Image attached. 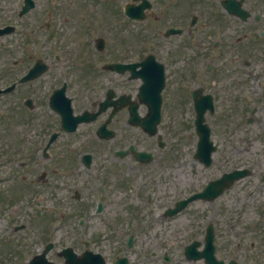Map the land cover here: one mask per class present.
I'll use <instances>...</instances> for the list:
<instances>
[{"label":"flooded vegetation","instance_id":"obj_1","mask_svg":"<svg viewBox=\"0 0 264 264\" xmlns=\"http://www.w3.org/2000/svg\"><path fill=\"white\" fill-rule=\"evenodd\" d=\"M131 2L150 3L148 29L161 21L159 13L183 31H144L149 46L138 59L134 48L98 47L106 16L128 20ZM0 27H13L0 37V87L16 83L12 92L0 94V195L10 205L4 215H22L17 204L27 200L25 190L33 184L37 216L55 213L56 206L69 214L162 215L176 202L159 135L130 121L136 106L141 115L151 112L134 93L139 81L106 70L107 63L154 54L166 69L164 94L171 102L192 103L206 92L231 108L264 102V0H0ZM201 55L214 56L208 68L218 78L203 83L202 91ZM39 59L47 70L21 82ZM177 108L163 106V138L164 119L179 117ZM131 145L153 159L139 161L131 150L118 155ZM261 175L264 183V169ZM57 180L65 187L54 199ZM154 245L160 249L162 241Z\"/></svg>","mask_w":264,"mask_h":264},{"label":"rangeland","instance_id":"obj_2","mask_svg":"<svg viewBox=\"0 0 264 264\" xmlns=\"http://www.w3.org/2000/svg\"><path fill=\"white\" fill-rule=\"evenodd\" d=\"M103 36L106 39V45L114 47L116 45H122V41L126 44L129 43L130 39L125 38L124 33L118 34L116 32L115 23L104 22L103 26ZM217 102V110L223 112L222 116L217 114L213 117H209V123L212 126V138L214 142L220 144L216 156L215 164L210 169H203V173L193 174L190 169L192 153L194 152V146L196 145V134L194 132V127L192 125L193 113L190 111L188 114H184L183 129L182 132L177 133H167V137L171 138L173 141V146L178 149V160L176 164V169L173 174L175 179L180 182L179 186L181 191L186 189V191L192 190L193 188L201 185L207 178L214 176L224 170H228L230 163L232 166L247 165L253 167V176L248 179L247 183L237 184L235 189L228 191L225 195L216 201V205L198 201L193 203L189 209H187L183 214L170 219H160L161 222H166L164 226V237L167 238L168 245L174 250V259L182 261V264H203L202 261L196 262H184V259L179 253L178 245L180 242H172V239L184 238V241H190L193 238L203 239L205 230V215H210L213 219L217 220L216 229V240L218 243V254L219 257L230 258L238 257L241 258L242 255L247 254L251 256L261 255L264 256V241L263 244L260 243V234L264 238V228L259 227L258 217L259 213L256 206L264 205V197H260L262 188L258 180V173L264 169V103H259L260 109L258 110L256 117L253 122H247V117L240 118V115L230 117L236 111V108L240 109L242 104L247 105V112L250 113V107L248 103L234 104L233 108L226 112L227 102L225 100H220ZM226 106V107H225ZM169 108V104L167 106ZM246 109V108H245ZM186 112V111H185ZM225 112V113H224ZM229 113V114H228ZM182 117V118H183ZM173 121V126L178 128V120L169 118ZM181 119V118H180ZM179 119V123H180ZM172 123V122H171ZM181 127V126H180ZM231 160V162H230ZM188 161L190 163L189 167L184 168L183 164ZM166 166V165H164ZM169 172V171H168ZM186 174L187 177L184 178L183 175ZM257 176V177H256ZM196 183L195 186L189 187V183ZM241 197V203L235 206L236 199ZM219 205L225 206L226 209L229 208L233 211L241 210L239 214L234 215L235 219H223V215H217V209ZM264 212V211H263ZM198 213L200 217V223L198 226L191 227L189 229L186 225L188 220L192 218V214ZM70 217V218H69ZM76 216H67L65 220H61V215H56V228L63 227L61 230H56V238L60 236L64 243L73 239L74 230L72 224L75 222ZM91 233L98 232L101 238L110 237V228L104 230L97 226V220L95 217L91 219ZM159 220H154L157 223ZM3 224V223H2ZM146 225V222L143 221ZM233 224V225H232ZM69 230V231H68ZM190 230V231H189ZM192 231V232H191ZM129 232V231H128ZM151 231V235L153 234ZM26 233V232H24ZM122 235L121 237L126 236ZM239 234V236H238ZM81 236H84L81 234ZM112 237V235H111ZM3 240V239H2ZM28 242L31 238L27 239ZM4 244L3 242H1ZM124 243V242H123ZM32 243H26L24 248H30ZM117 244V242H115ZM238 244H241L239 246ZM111 253L114 251L112 247V241L105 244ZM10 249V247H8ZM14 251V250H10ZM7 252V251H6ZM7 253V257H14L15 253ZM112 259V258H111Z\"/></svg>","mask_w":264,"mask_h":264},{"label":"water","instance_id":"obj_3","mask_svg":"<svg viewBox=\"0 0 264 264\" xmlns=\"http://www.w3.org/2000/svg\"><path fill=\"white\" fill-rule=\"evenodd\" d=\"M200 120L202 121L203 120V116H200ZM209 151V149H207V150H203V153H207Z\"/></svg>","mask_w":264,"mask_h":264}]
</instances>
